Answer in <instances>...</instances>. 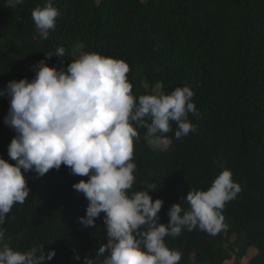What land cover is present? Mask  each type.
<instances>
[{
	"label": "trees",
	"instance_id": "1",
	"mask_svg": "<svg viewBox=\"0 0 264 264\" xmlns=\"http://www.w3.org/2000/svg\"><path fill=\"white\" fill-rule=\"evenodd\" d=\"M4 3L0 0V90L12 80L34 79L36 72L25 69L30 62L45 60L66 70L76 60L78 43L85 54L128 63L137 102L152 95L144 83L161 84L164 94L183 86L193 90L198 115L189 113L188 119L195 132L176 139L177 125L170 122L172 131L165 134L170 143L158 148L147 142L146 128L137 129L129 195L155 184L149 194L164 201L159 222L168 224L174 204L189 210L192 189L206 191L230 170L242 190L222 210L226 229L212 236L184 227L165 243L182 253L179 264H224L225 245L234 238L240 254L254 250L249 264H264V0H51L59 16L47 39L39 36L32 11L48 0H23L15 9ZM59 47L65 49L62 58H46ZM9 108V97L0 96V157L15 164L8 146L17 133L4 122ZM25 179L31 192L0 224V245L20 252L40 245L46 253L55 249L48 264L96 259L108 240L105 213L95 226L84 227L79 217L86 215L89 201L73 188L89 177L61 165L43 177L28 171Z\"/></svg>",
	"mask_w": 264,
	"mask_h": 264
},
{
	"label": "clouds",
	"instance_id": "2",
	"mask_svg": "<svg viewBox=\"0 0 264 264\" xmlns=\"http://www.w3.org/2000/svg\"><path fill=\"white\" fill-rule=\"evenodd\" d=\"M22 3L5 0L4 4L15 9ZM58 16L51 0L32 11L41 38H48ZM45 55L62 58L65 49L59 47L54 55ZM33 70L36 75L31 81L12 80L0 90V96L10 99L4 122L17 133L8 146V155L16 163L0 157V224L15 204H23L29 196L26 172L43 177L64 165L73 175L89 177L73 184L89 201L79 222L84 227L95 226L105 213L107 243L98 248L96 259L84 257L83 264H179L182 253L166 245V236H178L184 227L189 231L198 227L212 236L226 229L222 210L242 190L228 169L208 190L192 189L187 195L189 210L174 204L168 224L159 222L164 201H153L149 194V190H157L155 184L129 195L137 169L133 154L138 128H146L148 136L164 143L165 134L172 131L170 122L177 125L176 139L197 130L188 119L189 113L198 115L190 87H177L171 94L142 95L137 102L126 75L128 63L98 53L83 54L66 70L49 66L45 60ZM3 237L0 229V241ZM44 247L20 252L4 243L0 245V264H48L56 250L46 253ZM75 259H81L79 254Z\"/></svg>",
	"mask_w": 264,
	"mask_h": 264
},
{
	"label": "rangeland",
	"instance_id": "3",
	"mask_svg": "<svg viewBox=\"0 0 264 264\" xmlns=\"http://www.w3.org/2000/svg\"><path fill=\"white\" fill-rule=\"evenodd\" d=\"M143 2H147L148 0H141ZM73 54L78 59L80 56H82L84 53L83 50V45L81 43H78L73 50ZM38 62H30L25 64V69L27 71H34L33 66L37 65ZM49 66L56 67L59 69L55 64L51 62H46ZM144 87L151 91L152 95H161L164 94V91L162 89V85L158 84L154 86L153 88H150V86L147 83L143 84ZM135 125V122H133V126ZM147 142L153 146V147H158V148H163L167 147L170 143V139L167 138V143H164L163 141L156 142L154 137L151 136H146ZM234 238H230L229 242L225 245L226 247V252H227V260L224 262V264H249L250 258L252 257L254 250L250 249L248 253L240 254L241 250L233 245Z\"/></svg>",
	"mask_w": 264,
	"mask_h": 264
}]
</instances>
